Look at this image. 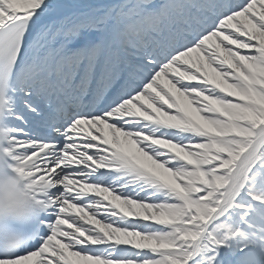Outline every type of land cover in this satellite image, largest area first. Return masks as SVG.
I'll use <instances>...</instances> for the list:
<instances>
[{
    "label": "snow or ice",
    "instance_id": "1",
    "mask_svg": "<svg viewBox=\"0 0 264 264\" xmlns=\"http://www.w3.org/2000/svg\"><path fill=\"white\" fill-rule=\"evenodd\" d=\"M0 264H264V0H0Z\"/></svg>",
    "mask_w": 264,
    "mask_h": 264
},
{
    "label": "bare ground",
    "instance_id": "2",
    "mask_svg": "<svg viewBox=\"0 0 264 264\" xmlns=\"http://www.w3.org/2000/svg\"><path fill=\"white\" fill-rule=\"evenodd\" d=\"M126 147L130 149L131 146H127V145H126Z\"/></svg>",
    "mask_w": 264,
    "mask_h": 264
}]
</instances>
